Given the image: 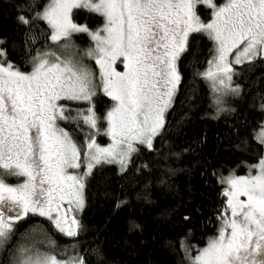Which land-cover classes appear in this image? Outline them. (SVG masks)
<instances>
[{"label":"snow or ice","instance_id":"1","mask_svg":"<svg viewBox=\"0 0 264 264\" xmlns=\"http://www.w3.org/2000/svg\"><path fill=\"white\" fill-rule=\"evenodd\" d=\"M197 4L212 9L210 22L201 21ZM81 8L103 16V29L90 32L73 23V10ZM37 15L50 26L53 42L70 41L73 33H87L95 41L87 55L100 67L105 95L116 102L107 113L112 144L101 148L94 139L88 143L84 176L102 163L125 166L136 151L134 142L152 146L180 82L176 61L191 34L204 33L216 44V55L202 75L217 92L239 91L231 87L234 64L264 58V0H225L219 6L214 0H50ZM20 21L28 23L23 16ZM119 57L124 60L122 73L112 67ZM35 60L29 74L0 64V242L10 238L15 224L30 213L47 217L69 237L79 229L74 217L69 221L60 215L66 199L83 207L84 177L68 174V169L80 168L81 153L56 123L76 117L66 116L57 102H90L95 86L88 70L55 53L38 54ZM87 111L83 121L95 128V113L92 108ZM254 167L256 175L226 178L231 219H224L218 236L199 251L193 264H264V159ZM5 177H23L24 182L11 186ZM20 264L84 261L37 255Z\"/></svg>","mask_w":264,"mask_h":264},{"label":"trees","instance_id":"2","mask_svg":"<svg viewBox=\"0 0 264 264\" xmlns=\"http://www.w3.org/2000/svg\"><path fill=\"white\" fill-rule=\"evenodd\" d=\"M48 1L0 0V48L4 61L21 72L32 70L38 54L55 53L91 73L92 100L60 101L65 115L76 119L57 120L83 156L93 139L97 145L110 141L107 113L114 101L98 86L96 61L87 55L93 49L90 36L50 39V26L37 15ZM195 11L203 23L211 20L206 5L198 4ZM72 20L90 29L104 22L84 8L74 9ZM215 49L206 34H191L176 61L180 82L152 146L136 144L124 168L102 163L85 176L78 234L66 236L47 217L30 213L0 243V264H17L32 241L39 253L83 259L84 264H187L182 245L203 244L217 233L225 208L223 178L245 175L264 150L256 139L264 120V58L233 66L232 83L239 91L217 105L202 75ZM88 108L95 113V128L83 121ZM20 179L5 177V182Z\"/></svg>","mask_w":264,"mask_h":264},{"label":"rangeland","instance_id":"3","mask_svg":"<svg viewBox=\"0 0 264 264\" xmlns=\"http://www.w3.org/2000/svg\"><path fill=\"white\" fill-rule=\"evenodd\" d=\"M49 3H50V0L48 1V3L45 5V7L43 8V10L41 11V13L44 11V9L49 5ZM223 4V3H222ZM222 4H220V5H222ZM198 5V4H197ZM219 6V5H218ZM84 9H86V8H84ZM87 10H89V9H87ZM103 17V16H102ZM211 19H212V16H211ZM103 20H104V22H103V24L99 27V28H94V29H90V28H88L85 24H82V23H78V22H75V21H73V23H75V24H77L78 26H86L88 29H89V31L90 32H96L97 30H102L103 29V27H104V25H105V18L103 17ZM211 21V20H210ZM210 21H208V22H210ZM208 22H205V23H208ZM73 34H75V33H73ZM87 34V33H86ZM101 35H104V33H103V31H101V33H100ZM88 35V34H87ZM89 36V35H88ZM91 38V37H90ZM92 40V39H91ZM92 47H93V49H95V41H93L92 40ZM91 47V48H92ZM0 52H2V50H1V48H0ZM215 55H216V52H215ZM214 55V56H215ZM95 59V58H94ZM213 59V58H212ZM229 60L230 61H232V60H234V52H233V54H230V56H229ZM96 61V60H95ZM36 62V61H35ZM0 64H3L4 66H7L8 64H10V63H7V62H5L4 61V59H3V55H0ZM77 66H80L81 67V65L79 64V65H77ZM233 66H235V64L233 65ZM14 67V66H13ZM33 67H34V65H33ZM33 67H32V70L29 72V73H31L32 71H33ZM112 67L117 71V72H124L125 71V68H124V60H123V57H119V58H117V60L115 61V63L112 65ZM121 67V68H120ZM208 67H209V64H208ZM208 67L204 70V72L208 69ZM97 69H98V71H97V78H98V80H99V84H98V86L101 88V89H103V86H102V81H101V75H100V67H99V65H97ZM14 70H18L16 67H14ZM20 71V70H19ZM21 72V71H20ZM204 72H202V73H204ZM22 73H25V72H22ZM29 73H25V74H29ZM208 82H209V84H210V88H211V92H212V95H213V101H214V104H217V105H219V104H223L226 100H228V98H231L232 99V97H235L236 95H237V92H231V91H228V90H223V91H220V92H217V91H214L213 90V88H212V85H211V82L208 80ZM233 82V81H232ZM231 87L232 88H237V86H234V84L232 83L231 84ZM62 101V100H61ZM59 105L61 104L60 103V101H58L57 102ZM61 106V105H60ZM116 106V102L114 101V104H113V106L109 109V111H111L114 107ZM263 107H264V105H263ZM56 126L58 127V128H60V129H63L65 132H66V130L64 129V128H62V127H59L58 125H57V123H56ZM262 133H264V120H263V123H262V126L259 128V130L257 131V133H256V139H257V141H259L260 143H262L263 144V146H264V135H262ZM109 139H110V141L108 142V144H105V145H98V146H100L101 148H107L109 145H111L112 144V138L109 136ZM136 144H140V143H138V142H134V146L136 145ZM144 144H146V143H144ZM263 149H264V147H263ZM129 157V156H128ZM128 157H127V161H128ZM262 159H264V150H263V154H262V156L260 157V159L255 163V164H253L252 165V168L251 167H249V171L245 174V175H240V176H236V175H233V174H229V175H227V176H225L224 178H223V184H224V188H223V195H224V193H225V191L226 190H228V185L225 183V180H226V178H228V177H241V176H249V175H256L257 174V172H258V167H254V166H258L259 165V163H260V161L262 160ZM113 163H116L118 166H120L121 168H124L125 166H121V164L120 163H118V162H113ZM128 163V162H127ZM126 163V164H127ZM80 164H81V166H80V168H77V169H68V174H70V175H76V176H83L84 178H83V181H84V179H85V176H84V172L87 170V168H86V164H87V162L85 161V159H84V157L83 156H81V159H80ZM253 171H252V170ZM82 181V182H83ZM24 182V178L23 177H21V179H20V181L19 182H6V183H8L9 185H11V186H18L19 184H22ZM224 197H225V201H224V212H225V210H226V214L225 215H223V213H222V216H221V218H220V221H219V225H218V230H217V233L216 234H214L213 236H211V237H209V238H207L206 240H205V242L203 243V244H198V243H196V244H194V242H190V243H187V244H183L182 245V247L184 248V254H185V257H186V263L187 264H193V261H194V259H195V257L199 254V251L200 250H202L203 248H205L206 246H207V244H208V242H209V240L210 239H212V238H215L216 236H218V234H219V230H220V228L222 227V225H223V223H224V219L225 218H227V219H231V210L230 209H228L227 208V197L224 195ZM241 199L242 200H244V199H246V197H241ZM83 204H84V196H83ZM80 210H81V208H79V207H77V205L73 202V203H69L68 202V200L66 199L65 201H63L61 204H60V215L62 216V217H67L68 218V220L70 221L73 217L78 221V216H77V213H79L80 212ZM53 215L55 216V213H53ZM224 216H225V218H224ZM1 243V242H0ZM30 252L27 254V255H25V254H22V255H20L19 256V261H18V263L17 264H20V261H22V260H24V259H26L27 257H29V256H31V257H33V258H35L37 255H40V256H44V255H49V256H51L50 254H47V253H43V251H41V253H39L38 251H39V247H38V245L37 246H35V243L32 241V243H31V246H30ZM58 260H61V261H70L69 260V257H67V258H58V257H56ZM71 260H72V258H71ZM77 261H78V259H76Z\"/></svg>","mask_w":264,"mask_h":264}]
</instances>
